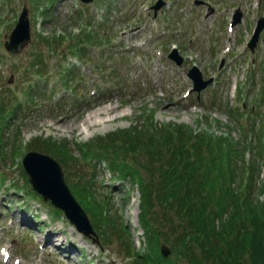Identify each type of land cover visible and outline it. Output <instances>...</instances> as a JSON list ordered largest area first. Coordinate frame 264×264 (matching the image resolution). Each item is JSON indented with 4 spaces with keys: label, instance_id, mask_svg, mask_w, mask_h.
Masks as SVG:
<instances>
[{
    "label": "rangeland",
    "instance_id": "rangeland-1",
    "mask_svg": "<svg viewBox=\"0 0 264 264\" xmlns=\"http://www.w3.org/2000/svg\"><path fill=\"white\" fill-rule=\"evenodd\" d=\"M163 1L164 6L154 15L156 0H93L89 4L59 0L47 12L26 0H0V179L5 175L0 180V264H128L124 245L132 241L136 250L143 246L138 185L120 180L107 169V162L96 166L93 161L85 162L78 143L109 137L118 130L117 147L103 152L143 173L140 163L156 166L164 147L149 156L146 149L152 142L142 138L130 148L120 141L121 134L145 130L150 118L156 126L180 125L196 132L209 128L211 134L230 139L233 148L239 143L230 156L212 152L216 161L209 173H195L200 176L194 189L199 187L214 200L228 190L225 180L233 188L239 182L245 132L255 136V146H264V27L254 50L247 47L256 20L264 16V0H227V9L224 3L219 5L222 0H200V4L195 0ZM23 4L28 8L32 39L20 53L10 54L3 42ZM236 9L241 10L240 17ZM79 39L90 46L79 49ZM168 53L181 63L168 59ZM192 64L202 79L212 77L211 84L203 88L195 76L199 93L192 90L193 82L187 76ZM252 73L254 77H249ZM213 92L217 93L216 104ZM243 103L247 104L241 107ZM39 138L44 143L60 142L74 160L44 149ZM26 152L52 156L69 188L87 184L96 203L107 199L105 211L114 217L116 231L109 242H103L101 251L64 215L54 219L47 214L48 199L46 203L24 199L23 188L31 189L21 163ZM249 152L247 160L254 157ZM253 177L257 191L264 184V155L255 161ZM73 190L77 201L83 199ZM255 196L261 199L262 194L257 191ZM19 199L36 221L12 215ZM7 204L8 213L3 209ZM152 208L151 221L161 223L155 227L160 233L153 231L160 252L162 245L169 247L161 233L169 229L174 237L172 222L177 223V217L169 221L159 206ZM37 227L43 230L39 232ZM47 238L53 243L46 245ZM170 250L164 258L174 254ZM4 252L10 255L7 260Z\"/></svg>",
    "mask_w": 264,
    "mask_h": 264
},
{
    "label": "trees",
    "instance_id": "trees-1",
    "mask_svg": "<svg viewBox=\"0 0 264 264\" xmlns=\"http://www.w3.org/2000/svg\"><path fill=\"white\" fill-rule=\"evenodd\" d=\"M117 133L119 132L77 144L76 147L83 159H105L109 171L116 173L118 178H126V174H130L132 182H136L139 187V221L145 233V247L143 250H136L132 241L124 245L130 264H179L180 257L183 259L181 264H264V186H257V191L263 195L262 199L255 196L256 182L252 176L246 183L241 180L235 188L230 186L231 181L225 180L228 190L224 195H219L217 200L199 187L194 189L200 176V173H195H209L216 161L212 160L215 157L212 152L223 157L233 153L236 144L234 143L233 148L229 137L227 140L206 130L190 131L180 125L174 128L172 125L156 126L151 124L150 118L145 130H138L137 133L128 131L120 137V141L128 143L130 148H134L135 141L139 142L142 138L152 142L153 146L146 149L149 156L158 154L157 150L164 147V153H160L155 160H159L156 166L150 168L139 161L143 170L141 173L127 162V166L121 165L103 152L108 147H117ZM39 140L43 143L41 146L51 150L54 155L57 154L62 159L70 157L68 149L60 142L44 143L41 138ZM254 147L256 155L261 158L264 146L258 143ZM71 158L74 160V157ZM222 166L221 161L220 172L223 171ZM88 188L87 184H82L81 188L75 186L74 192L83 198L79 200L91 214L93 225L101 228L104 240L109 242L108 237L116 231L114 217L106 214V202H95L93 193ZM153 206L164 210L169 221L174 216L177 217L174 219L177 223L172 222L174 237L169 229L161 233L164 237L162 241L169 245L170 251H174L169 258H164L155 245L158 237L153 231L161 223L151 221ZM52 209L61 215L59 210L54 207ZM124 229L123 226L120 227L121 232Z\"/></svg>",
    "mask_w": 264,
    "mask_h": 264
},
{
    "label": "water",
    "instance_id": "water-1",
    "mask_svg": "<svg viewBox=\"0 0 264 264\" xmlns=\"http://www.w3.org/2000/svg\"><path fill=\"white\" fill-rule=\"evenodd\" d=\"M237 21L238 19L235 23ZM27 27L26 11L23 10L18 19V24L10 35V42L6 44L9 51L18 52L22 48L24 42L28 39ZM260 29L261 26L258 25L256 31ZM256 36L257 33L253 35L252 43L255 41ZM22 164L27 179L35 190L42 194L44 198L51 200L56 207L62 209L78 230L85 234L92 232L86 213L70 193L64 181L63 171L54 158L41 153L28 152L24 155ZM160 250L163 256H166L169 252L168 247L164 245L161 246Z\"/></svg>",
    "mask_w": 264,
    "mask_h": 264
},
{
    "label": "bare ground",
    "instance_id": "bare-ground-1",
    "mask_svg": "<svg viewBox=\"0 0 264 264\" xmlns=\"http://www.w3.org/2000/svg\"><path fill=\"white\" fill-rule=\"evenodd\" d=\"M109 109V108H108Z\"/></svg>",
    "mask_w": 264,
    "mask_h": 264
}]
</instances>
